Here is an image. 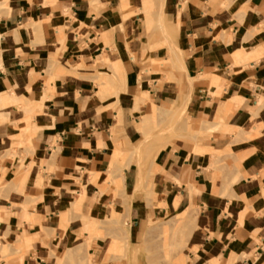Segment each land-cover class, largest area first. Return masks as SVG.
<instances>
[{"label":"crops","instance_id":"1","mask_svg":"<svg viewBox=\"0 0 264 264\" xmlns=\"http://www.w3.org/2000/svg\"><path fill=\"white\" fill-rule=\"evenodd\" d=\"M144 10L0 0V170L26 184L0 204V264H77L67 253L113 210L134 248L150 218L190 204V264H264V0H165L170 46ZM179 106L201 136L160 153L147 210L137 162L114 156Z\"/></svg>","mask_w":264,"mask_h":264},{"label":"rangeland","instance_id":"2","mask_svg":"<svg viewBox=\"0 0 264 264\" xmlns=\"http://www.w3.org/2000/svg\"><path fill=\"white\" fill-rule=\"evenodd\" d=\"M142 2L145 9L144 15L149 20L151 27L155 21L159 27L160 35L164 39L163 42L169 45L167 34L171 32V28L165 25V0H142ZM170 48L171 54H173L172 47ZM172 63L169 60L165 62L164 67H168ZM174 66L180 70V67L175 64ZM114 71L117 75L116 68ZM203 125L204 123L193 121L183 106L155 109L153 115L142 122L141 132L144 135V140H146L142 152L136 154L134 149L124 150L123 154L119 156L123 158V166L136 162L139 166L140 181L135 191L140 194L144 209H152L156 204L155 197L157 194L154 180L163 168L160 163V153L178 140H199ZM111 180L113 179L111 178ZM113 183L118 190H122L119 180H113ZM12 192L24 194L26 192L25 181L19 180V177L8 174L6 170L2 169L0 170V204L9 198V194ZM125 195L126 189L123 186V196ZM189 206L186 209L189 208L190 213L193 214V217L190 218H183L182 213L185 210L164 217H159V214L157 218H150L144 236L134 248H129L126 241V220L124 218L121 220L117 212L113 210L109 218L94 222L89 229V236L82 238L81 244L76 248L78 252L77 262H81L80 264H169L168 260L173 257L178 264L182 262L190 264L192 260L189 256V241L195 227L196 216L199 214V208L193 204L191 207ZM153 224L157 226V230L150 231ZM179 227H182L184 231ZM179 229L184 234L179 232ZM180 233L181 237L182 235L185 236L184 243H181ZM146 241L150 242L149 246ZM172 241L173 243L176 241L177 244H173ZM179 241L180 244H183L180 245L181 247ZM173 246L174 249H172ZM90 250H97V254L92 256Z\"/></svg>","mask_w":264,"mask_h":264},{"label":"bare ground","instance_id":"3","mask_svg":"<svg viewBox=\"0 0 264 264\" xmlns=\"http://www.w3.org/2000/svg\"><path fill=\"white\" fill-rule=\"evenodd\" d=\"M163 4V3H162ZM161 11V10H160ZM137 57V56H136ZM138 62V61H137ZM136 98V97H135ZM136 100V99H135ZM29 107H33V106H29ZM37 107V106H36ZM38 108V107H37ZM32 110V109H31ZM34 110V109H33ZM39 110V109H38ZM117 130V129H116ZM115 131V130H114ZM119 131V130H118ZM114 134V133H113ZM118 137V136H117ZM170 140V139H169ZM168 140V141H169ZM144 141H146V140H144ZM174 141H175V139H174ZM30 142V141H29ZM170 142V141H169ZM144 143V142H143ZM141 145V144H140ZM145 145V144H144ZM141 147V146H140ZM118 148V147H117ZM119 151L121 150L120 148L118 149ZM142 150H143V147L142 148H140V149H134V152L136 153V154H139V153H141L142 152ZM116 151H117V149H116ZM116 152V155L117 154H119L120 152H122V151H120V152ZM124 151V150H123ZM126 152V151H125ZM145 152H146V150H145ZM129 155V154H128ZM113 156H114V154H113ZM119 155H117V157H118ZM122 156V155H121ZM114 157H116V156H114ZM116 157V158H117ZM117 160H118V158H117ZM118 164V163H117ZM111 174H112V172H111ZM112 176H113V174H112ZM125 180V179H124ZM8 185V184H7ZM137 187V186H136ZM180 203V202H179ZM179 206V205H178ZM192 206V204H190V206L189 207H191ZM189 209V208H188ZM188 209H185V211H184V213H182L183 214V218H185V217H193V214L192 213H190V209L188 210ZM182 214H180V215H182ZM179 215V216H180ZM177 218V217H176ZM180 229L182 228V227H179ZM179 229V232H181V230ZM155 230H157V226L156 225H152L151 227H150V231H155ZM182 230L184 231V229L182 228ZM178 231V230H177ZM148 233V232H147ZM181 233H183V232H181ZM181 233H180V237H181ZM184 234V233H183ZM175 237V236H174ZM184 237L185 236H183L182 235V237H181V243L183 242V241H185V239H184ZM147 238V237H146ZM171 239V238H170ZM175 239V238H174ZM179 239V238H178ZM176 240V239H175ZM171 241V240H170ZM150 242L149 241H146V244L149 246L150 244H149ZM172 243H173V241H172ZM174 243H176V241L174 242ZM173 243V244H174ZM184 243V242H183ZM170 243H168V245H169ZM177 244V243H176ZM180 245H183V244H180V241H179V246ZM170 246V245H169ZM172 246V245H171ZM181 247V246H180ZM179 248V247H178ZM167 249H169V248H167ZM172 249H174V246H173V248ZM124 251V250H123ZM169 251H171L170 249H169ZM77 254H78V252H77V249H71L68 253H67V256H66V260H68L69 259V261H67V263L68 262H72V261H70L71 259L73 260L76 256H77ZM123 254H124V252H123ZM76 255V256H75ZM171 255H172V253H171ZM171 257V256H170ZM162 258V257H161ZM73 263V262H72ZM77 263H79V262H77ZM81 263V262H80ZM79 263V264H80ZM168 263L169 264H178V262H176L174 259H173V257H171L169 260H168ZM61 264H63V262L61 263ZM69 264V263H68ZM73 264H75V263H73ZM180 264V263H179ZM181 264H184L183 262L181 263Z\"/></svg>","mask_w":264,"mask_h":264}]
</instances>
